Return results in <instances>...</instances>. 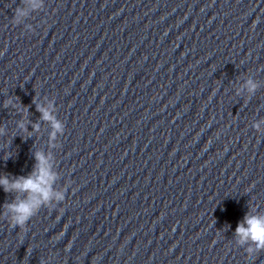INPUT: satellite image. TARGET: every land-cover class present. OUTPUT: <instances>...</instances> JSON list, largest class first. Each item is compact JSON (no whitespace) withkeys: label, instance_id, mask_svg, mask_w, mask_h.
Masks as SVG:
<instances>
[{"label":"water","instance_id":"1","mask_svg":"<svg viewBox=\"0 0 264 264\" xmlns=\"http://www.w3.org/2000/svg\"><path fill=\"white\" fill-rule=\"evenodd\" d=\"M43 4L0 0V175L43 153L65 200L20 229L0 190V264H264V0Z\"/></svg>","mask_w":264,"mask_h":264},{"label":"clouds","instance_id":"2","mask_svg":"<svg viewBox=\"0 0 264 264\" xmlns=\"http://www.w3.org/2000/svg\"><path fill=\"white\" fill-rule=\"evenodd\" d=\"M43 7V0H23V6L15 8L11 22L14 25L24 24L32 12L39 11ZM25 27L28 31H32L30 25H25ZM256 87L253 81H247L246 88L250 94L255 92ZM38 110L41 113V118L51 126V139L55 146L56 138L64 132V125L55 118L53 105L49 104L47 108L41 107ZM20 127L23 128V125H20ZM262 127H264V122L260 120L255 121L252 125L254 131H259ZM35 159L37 165L28 176L9 179L5 175H0V190L5 194L13 192L22 194V198L16 199L5 206L11 226L20 229L25 228L40 208L53 202L62 203L65 200V191L55 190L58 176L53 170L51 157L43 153H37ZM236 235L242 245L251 244V247L247 248L249 254L264 252V214L246 215L243 222L238 224Z\"/></svg>","mask_w":264,"mask_h":264}]
</instances>
